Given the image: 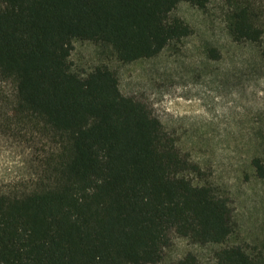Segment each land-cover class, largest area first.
Wrapping results in <instances>:
<instances>
[{
	"label": "trees",
	"instance_id": "obj_1",
	"mask_svg": "<svg viewBox=\"0 0 264 264\" xmlns=\"http://www.w3.org/2000/svg\"><path fill=\"white\" fill-rule=\"evenodd\" d=\"M0 0V131L30 149L31 172L0 184V264H201L176 238L216 245V264H264L232 242L230 194L210 182L144 99L120 88L116 59L159 55L193 33L180 2ZM233 41L264 43V0H222ZM78 41L100 60L76 66ZM251 157L264 181V131Z\"/></svg>",
	"mask_w": 264,
	"mask_h": 264
},
{
	"label": "rangeland",
	"instance_id": "obj_2",
	"mask_svg": "<svg viewBox=\"0 0 264 264\" xmlns=\"http://www.w3.org/2000/svg\"><path fill=\"white\" fill-rule=\"evenodd\" d=\"M225 12L222 0L204 9L180 2L175 14L190 24L191 35L155 57L110 63L122 92L149 103L208 180L230 194L238 221L232 242L246 241L264 255V181L251 165L264 131V43L233 41ZM71 59L88 68L100 56L93 43L78 41ZM30 158L28 147L0 131V184L29 175ZM216 248L176 238L167 258L193 250L201 264H216Z\"/></svg>",
	"mask_w": 264,
	"mask_h": 264
}]
</instances>
